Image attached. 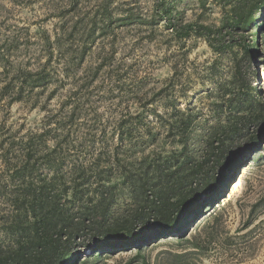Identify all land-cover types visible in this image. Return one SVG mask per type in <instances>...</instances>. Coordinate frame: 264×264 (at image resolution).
Listing matches in <instances>:
<instances>
[{
	"label": "rangeland",
	"instance_id": "rangeland-1",
	"mask_svg": "<svg viewBox=\"0 0 264 264\" xmlns=\"http://www.w3.org/2000/svg\"><path fill=\"white\" fill-rule=\"evenodd\" d=\"M171 1L185 21H221L212 2L203 7L199 0ZM150 5L151 0H0V143H12L16 154L26 138L45 132L44 138L61 141L64 171L72 162L91 160L98 144L131 153L137 144L136 154L144 155L169 150L166 130L150 111L164 113L157 96L169 74L164 22L138 29L123 21L128 12L145 13ZM257 17L260 28L253 32L261 36L260 49L248 67L264 101V11ZM47 38L63 51L52 45L50 53ZM188 50L195 64L212 57L201 41ZM44 65L45 85L31 89L27 71ZM19 87L21 99L15 101ZM210 87L195 78L190 102L200 106ZM239 149L238 160L229 157L215 169V177H224L218 192L210 193L181 232L160 235L151 226L142 248H100L90 257L84 249L73 264H264V128L260 146L248 150L241 143ZM1 161L0 155V173ZM127 194L115 192V210L131 204ZM7 208L0 200V212Z\"/></svg>",
	"mask_w": 264,
	"mask_h": 264
},
{
	"label": "trees",
	"instance_id": "trees-1",
	"mask_svg": "<svg viewBox=\"0 0 264 264\" xmlns=\"http://www.w3.org/2000/svg\"><path fill=\"white\" fill-rule=\"evenodd\" d=\"M199 1L219 6L218 25L183 20L171 0H151L145 13L123 14V21L138 29L164 22L169 74L157 93L164 113L150 111L166 130L169 150L137 155V144L133 153L98 144L91 160L72 162L64 171L61 141L44 138L45 132L26 138L16 154L12 143H0V200L8 207L0 212V264H73L84 249L90 257L100 248H142L151 239V226L160 235L179 233L210 193L218 192L215 186L224 177H215V169L229 157L238 160L241 143L248 150L260 146L264 101L248 65L260 49L261 36L253 31L260 28L264 0ZM196 40L212 55L201 64L188 59ZM47 44L50 53L53 46L63 51L58 41L47 38ZM45 70L44 65L27 71L31 89L45 85ZM195 78L212 85L200 106L188 95ZM16 94L18 101L21 87ZM118 189L128 193L131 204L115 210Z\"/></svg>",
	"mask_w": 264,
	"mask_h": 264
}]
</instances>
